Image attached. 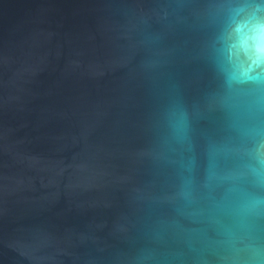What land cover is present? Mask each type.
<instances>
[{
    "label": "water",
    "instance_id": "obj_1",
    "mask_svg": "<svg viewBox=\"0 0 264 264\" xmlns=\"http://www.w3.org/2000/svg\"><path fill=\"white\" fill-rule=\"evenodd\" d=\"M257 13L0 0V264H264Z\"/></svg>",
    "mask_w": 264,
    "mask_h": 264
},
{
    "label": "clouds",
    "instance_id": "obj_2",
    "mask_svg": "<svg viewBox=\"0 0 264 264\" xmlns=\"http://www.w3.org/2000/svg\"><path fill=\"white\" fill-rule=\"evenodd\" d=\"M264 2V0H262ZM257 18L255 20V24L257 25V31L260 28H264V17L259 16V13L256 14ZM252 33H250V42H254L252 40ZM251 70V66L247 67H239L237 69L240 73H245ZM233 103L236 107L245 109L251 112L253 109L264 106V98L258 97L252 93H237L233 98ZM254 256H259V251H254ZM258 264V261L256 262Z\"/></svg>",
    "mask_w": 264,
    "mask_h": 264
}]
</instances>
